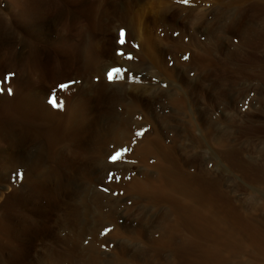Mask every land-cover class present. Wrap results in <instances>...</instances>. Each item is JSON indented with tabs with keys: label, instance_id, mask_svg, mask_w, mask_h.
Returning <instances> with one entry per match:
<instances>
[{
	"label": "rangeland",
	"instance_id": "1",
	"mask_svg": "<svg viewBox=\"0 0 264 264\" xmlns=\"http://www.w3.org/2000/svg\"><path fill=\"white\" fill-rule=\"evenodd\" d=\"M161 160L264 228V0H0V264H208L157 254Z\"/></svg>",
	"mask_w": 264,
	"mask_h": 264
},
{
	"label": "bare ground",
	"instance_id": "2",
	"mask_svg": "<svg viewBox=\"0 0 264 264\" xmlns=\"http://www.w3.org/2000/svg\"><path fill=\"white\" fill-rule=\"evenodd\" d=\"M10 2L14 6L19 5V0ZM34 109L37 112L35 118L48 120L51 116L47 104L40 107L35 104ZM114 135L117 140L120 134ZM148 144L147 141L138 146L136 153L144 156L149 150ZM162 162L156 164L155 176L144 174L143 181L134 179L129 183L131 191L147 197L149 203L166 201L173 212V220L165 217L155 230L153 240L157 254L170 248L175 254L190 259L194 256L208 264H229L236 257L242 260L244 255L250 254L253 264H264V228L235 205L222 182H214L202 173L182 171Z\"/></svg>",
	"mask_w": 264,
	"mask_h": 264
},
{
	"label": "snow or ice",
	"instance_id": "3",
	"mask_svg": "<svg viewBox=\"0 0 264 264\" xmlns=\"http://www.w3.org/2000/svg\"><path fill=\"white\" fill-rule=\"evenodd\" d=\"M183 2L184 3H187L188 2V0H183ZM120 35H121V43H123L124 41H123V37H124V32H123V30H121V33H120ZM122 54V53H121ZM185 59H188V57H184ZM119 69H112L111 71H109L108 72V79L111 81L113 78H114V76L115 75H117L118 73H119ZM11 75V74H10ZM61 87L62 88H65V87H67V85H61ZM8 92H9V94H11L12 93V90L11 89H9L8 90ZM49 102L51 103V104H53L54 106H56V107H61V104H59V103H57V101L55 100V98H50V100H49ZM137 135L139 136V135H141V133L140 132H137ZM122 151H117V152H115L112 156H110L109 157V159L112 161V162H115V161H117L121 156H122ZM108 231H110V230H108V229H105V232H108Z\"/></svg>",
	"mask_w": 264,
	"mask_h": 264
}]
</instances>
